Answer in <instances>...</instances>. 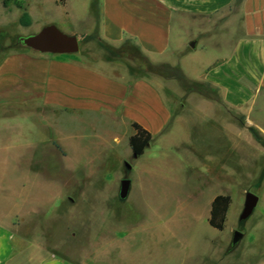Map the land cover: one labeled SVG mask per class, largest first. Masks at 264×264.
<instances>
[{
	"label": "rangeland",
	"instance_id": "374dc122",
	"mask_svg": "<svg viewBox=\"0 0 264 264\" xmlns=\"http://www.w3.org/2000/svg\"><path fill=\"white\" fill-rule=\"evenodd\" d=\"M15 1L26 12L16 9ZM54 1L12 0L7 7L14 8L5 10L0 0V60L18 50L42 54L18 39L55 25L76 34L80 47L55 58L80 57L108 74L128 69L160 80L177 118L167 134L154 137L136 156L127 124L95 113L48 114L55 139L34 147L50 136L48 125L37 113L28 114L31 110L0 108V213L13 216L26 249L90 264H264V124L263 129L248 124L228 110L225 125L217 104L215 109L202 102L218 103L217 92L192 80L218 49L202 40L189 55L168 54L156 64L128 47H138L132 40L128 51L120 50L127 39L114 46L100 38L97 0ZM27 13L32 22L24 25ZM177 34L173 28V39ZM207 113L217 117L216 124ZM32 147L47 150L44 168L26 190ZM126 179L131 184L123 200ZM248 192L259 201L241 221ZM218 195L232 200L223 231L209 224ZM235 231L243 234L237 245Z\"/></svg>",
	"mask_w": 264,
	"mask_h": 264
},
{
	"label": "crops",
	"instance_id": "0c3cea01",
	"mask_svg": "<svg viewBox=\"0 0 264 264\" xmlns=\"http://www.w3.org/2000/svg\"><path fill=\"white\" fill-rule=\"evenodd\" d=\"M97 2L100 38L114 46L131 39L156 64L161 63L158 58L168 54L189 55L202 40L218 49L202 66V74L192 79L217 92L218 103L207 99L202 102L215 109L218 106L225 125L229 110L243 117L246 123L262 128L264 0ZM3 8L12 10L14 6ZM15 8L26 12L24 8ZM173 28L178 30L175 39ZM192 43L195 47L189 46ZM53 55L56 54H28L18 50L0 60V108L31 110L28 114L37 113L42 125L50 129V136L34 147L46 146L51 137L55 139L48 114L95 113L112 124H127L133 130L131 136L135 134L132 123H138L152 134V140L167 134L175 124L177 117L163 94L162 81L132 75L128 69L112 75L85 64L80 57L61 60ZM210 115L213 116H207L216 124L217 117ZM32 148L23 185L26 190L44 168L42 157L47 150ZM24 193L20 197L24 198ZM12 217L0 213V264H90L56 252L30 253L24 236L14 230Z\"/></svg>",
	"mask_w": 264,
	"mask_h": 264
},
{
	"label": "water",
	"instance_id": "95a60500",
	"mask_svg": "<svg viewBox=\"0 0 264 264\" xmlns=\"http://www.w3.org/2000/svg\"><path fill=\"white\" fill-rule=\"evenodd\" d=\"M20 45H24L29 49L42 54H56V55H71L79 51V40L76 35L67 34L55 25H47L38 33L28 36L20 37L18 39ZM195 47V44H191ZM130 181L128 179L121 182L120 198L125 200L130 191ZM259 201V197L252 192H248L245 197V204L240 220L248 219ZM243 238V234L235 231L233 238V245H237Z\"/></svg>",
	"mask_w": 264,
	"mask_h": 264
},
{
	"label": "trees",
	"instance_id": "16d2710c",
	"mask_svg": "<svg viewBox=\"0 0 264 264\" xmlns=\"http://www.w3.org/2000/svg\"><path fill=\"white\" fill-rule=\"evenodd\" d=\"M11 1L12 0H3V6L7 7L8 3ZM15 5L19 9H23V5L21 2L15 1ZM22 23L24 25H29L30 17L28 16V14H24V16L22 17ZM130 43L131 39H127L120 50H132L126 48L127 44ZM128 47L133 49L137 48L136 50L138 54H141V56H143L142 53H140L141 49L139 47H134V45H130ZM132 127L135 130V134L132 135L129 139L130 148L136 156H142L145 153L146 149L150 146V143L152 141V134L138 123H132ZM231 202V197L228 195H218L214 198L211 204V211L209 217V224L211 227L219 231L224 230L227 213L230 208Z\"/></svg>",
	"mask_w": 264,
	"mask_h": 264
}]
</instances>
